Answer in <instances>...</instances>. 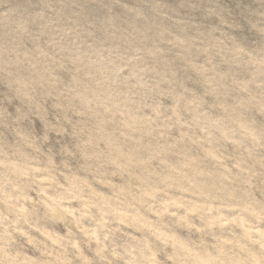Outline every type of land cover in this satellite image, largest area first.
I'll use <instances>...</instances> for the list:
<instances>
[{
    "label": "clouds",
    "instance_id": "9594fccd",
    "mask_svg": "<svg viewBox=\"0 0 264 264\" xmlns=\"http://www.w3.org/2000/svg\"><path fill=\"white\" fill-rule=\"evenodd\" d=\"M0 264H264V0H0Z\"/></svg>",
    "mask_w": 264,
    "mask_h": 264
}]
</instances>
